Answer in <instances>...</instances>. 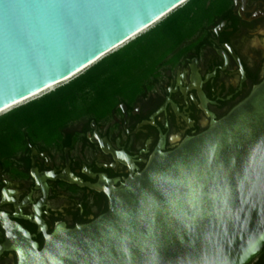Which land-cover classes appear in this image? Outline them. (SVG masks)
I'll return each mask as SVG.
<instances>
[{
	"label": "water",
	"instance_id": "95a60500",
	"mask_svg": "<svg viewBox=\"0 0 264 264\" xmlns=\"http://www.w3.org/2000/svg\"><path fill=\"white\" fill-rule=\"evenodd\" d=\"M187 1L107 0L134 6L80 10L65 24L0 0V111L73 78ZM158 174H170L165 189L152 181ZM107 193L106 213L57 227L42 249L0 219L16 235L0 254L16 251L17 264H251L264 250V79L204 132L158 149Z\"/></svg>",
	"mask_w": 264,
	"mask_h": 264
},
{
	"label": "flooded vegetation",
	"instance_id": "af4514ba",
	"mask_svg": "<svg viewBox=\"0 0 264 264\" xmlns=\"http://www.w3.org/2000/svg\"><path fill=\"white\" fill-rule=\"evenodd\" d=\"M200 2L194 33L186 23L152 72L113 93L111 104L98 98L76 117L72 105L73 116L44 132L25 123L0 148L1 220L42 249L57 227L106 213L107 191L144 170L158 149L175 150L248 97L264 79V0ZM15 236L0 222V247ZM17 262L14 250L0 254V264ZM251 264H264V250Z\"/></svg>",
	"mask_w": 264,
	"mask_h": 264
},
{
	"label": "trees",
	"instance_id": "16d2710c",
	"mask_svg": "<svg viewBox=\"0 0 264 264\" xmlns=\"http://www.w3.org/2000/svg\"><path fill=\"white\" fill-rule=\"evenodd\" d=\"M200 1L201 0L187 1L185 5L169 13V15L155 27L141 34L117 51L104 57L69 83L0 116V122L9 118L14 122H22V127L23 124H25L24 121H29L41 114L50 117L52 114L55 118L60 117L61 114H70V107L74 105L79 95H86L89 90L98 85V83L108 81L105 75L112 66H116L120 63L118 58L122 56L135 57L138 55L150 54L152 53V47L158 45L160 41L169 39L175 40L174 42H176V40L180 39L177 38V36L184 35L181 31L184 29L186 23L192 21V18L196 15L200 7ZM193 33L194 30H190L187 35L191 36ZM152 66L146 69L145 74L148 75L152 72ZM99 99H106L105 102H108L110 100V94L103 91ZM82 113L83 112L78 113L75 117ZM68 117H66V119H68Z\"/></svg>",
	"mask_w": 264,
	"mask_h": 264
},
{
	"label": "rangeland",
	"instance_id": "374dc122",
	"mask_svg": "<svg viewBox=\"0 0 264 264\" xmlns=\"http://www.w3.org/2000/svg\"><path fill=\"white\" fill-rule=\"evenodd\" d=\"M183 5H185V4H183ZM182 6H180V7H182ZM201 14L202 13L197 14L198 18L201 16ZM168 15L169 14H167L161 20H159L158 22L153 24L150 28H147L146 30L142 31L141 34L147 32L149 29L155 27L158 23H160ZM196 19H197V17H196ZM196 19L195 20L193 19L192 23L189 24V27H188L189 32L192 28V25L196 24V22H197ZM195 26H197V25H195ZM181 32L183 34L185 32H187V31H185V27H184V29H182ZM141 34L133 37L132 40H134L135 38H137ZM132 40L130 39L124 45H122L121 47L119 46V48L110 52L106 56L110 55L111 53H113V52L117 51L118 49L122 48L123 46L127 45ZM172 44H174V41L169 40V39H165V40L160 41L158 43V45L152 47V53H150L151 55L145 54V55H138L135 57L134 56L133 57L122 56V57L118 58L120 63L117 64L116 66H112L111 69H109V71L105 75V77L108 78L107 82L102 81L101 83H98V85H96L95 87L90 89L91 93H89L88 95L87 94L86 95H79L76 98L74 105L77 107L76 108L77 114L81 113L82 110L84 108H86L87 106L93 107L103 91L110 94L111 99H110V103H109V101H108V103L111 104V102L113 101L112 98L114 96L113 93L122 91L123 89L126 90V89L130 88L131 85H136V83H139V81H141L143 79V77H145L147 75V74H145L146 69L150 68L153 65V62H154V60H156V58L157 59L159 58V60H160V58H162L166 54L167 50L172 46ZM100 60H98V61H100ZM89 68L83 70L82 72H80L79 74L74 76L73 78H71L65 82H62L58 85H55L54 87L44 91L43 93H41L39 95H37V96H35V97H33V98L23 102V103H20V104H17L15 106L11 107L10 109L1 113L0 116L8 113L9 111H11L17 107L25 105V104L33 101V100H36V99H38V98H40V97H42V96H44V95H46L52 91L58 89L59 87L69 83L70 81H72L76 77L83 74ZM68 116H73V114L72 113L67 114V115L61 114L60 117H56V118L53 117L52 114H51V117L48 115H44V114L42 115L41 114V115L34 117L33 119H30L29 121H24V123H27L30 127L36 126L37 128H39V130L44 132L45 131L44 129L49 128L51 126H55V124L62 122ZM21 124H22V122H14V121L10 120L9 118L0 122V148H3L4 146L8 145V143H11L12 136H14L18 133V131L21 128Z\"/></svg>",
	"mask_w": 264,
	"mask_h": 264
},
{
	"label": "snow or ice",
	"instance_id": "6c2138e0",
	"mask_svg": "<svg viewBox=\"0 0 264 264\" xmlns=\"http://www.w3.org/2000/svg\"><path fill=\"white\" fill-rule=\"evenodd\" d=\"M134 5H122L109 3L107 0H9L5 4L8 10H30L38 13L40 16L55 14L63 23L71 24L74 19V14L80 10L89 9H119L122 7H133ZM39 18V17H37ZM115 18V17H114ZM179 167L181 172L183 167L179 164L174 165ZM168 176L169 178H166ZM152 181L162 189L171 183L170 174H158L152 177ZM193 183L195 181L193 180ZM195 191V189H193ZM146 203L152 201L151 196L145 193ZM154 203V201H152ZM195 255V254H194Z\"/></svg>",
	"mask_w": 264,
	"mask_h": 264
},
{
	"label": "bare ground",
	"instance_id": "6f19581e",
	"mask_svg": "<svg viewBox=\"0 0 264 264\" xmlns=\"http://www.w3.org/2000/svg\"><path fill=\"white\" fill-rule=\"evenodd\" d=\"M165 16H166V15H165ZM165 16H164V17H165ZM162 18H163V17H162ZM162 18H160L159 20H161ZM159 20H158V21H159ZM158 21H157V22H158ZM143 31H144V30H143ZM67 80H68V79H67ZM58 84H60V83L53 84V85L47 87L46 89H44L43 91H41V92H39V93H36L35 95H33V96H31V97H29V98H27V99H25V100H22V101H20V102H18V103H16V104L10 106L9 108H6L5 110L0 111V114L3 113L4 111L10 109L11 107H13V106H15V105H17V104L23 103V102H25V101H27V100H29V99H31V98H33V97H35V96H37V95L43 93L44 91H46V90H48V89H50V88H52V87H54L55 85H58Z\"/></svg>",
	"mask_w": 264,
	"mask_h": 264
}]
</instances>
